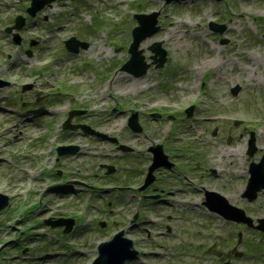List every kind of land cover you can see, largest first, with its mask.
Instances as JSON below:
<instances>
[{
  "label": "rangeland",
  "instance_id": "1",
  "mask_svg": "<svg viewBox=\"0 0 264 264\" xmlns=\"http://www.w3.org/2000/svg\"><path fill=\"white\" fill-rule=\"evenodd\" d=\"M30 2L0 0V77L10 82L0 87V264H89L120 229L138 250L124 264H264L254 227L264 188L243 196L250 162L264 154V0H51L34 15ZM151 11L159 29L139 43L150 66L134 76L121 68L134 14ZM17 14L23 26L7 32ZM71 36L86 47L70 51ZM73 109L85 111L69 123L116 140L64 128ZM134 112L139 132L128 126ZM68 144L77 150L57 153ZM157 144L172 168H155L139 190ZM205 190L253 226L210 210ZM59 218L74 220L70 231L50 223Z\"/></svg>",
  "mask_w": 264,
  "mask_h": 264
},
{
  "label": "water",
  "instance_id": "2",
  "mask_svg": "<svg viewBox=\"0 0 264 264\" xmlns=\"http://www.w3.org/2000/svg\"><path fill=\"white\" fill-rule=\"evenodd\" d=\"M51 0H31L30 5L27 7V11L30 15H34V13L42 8L46 2ZM171 1V0H166ZM157 11H151L150 13H136L134 17L137 19L138 24L135 25L132 29V41L129 44L128 51L130 53L129 58L122 64L121 68L123 70H127L131 72L134 76H140L146 73L150 63L145 60L144 55L142 53V49L139 48V43L144 38L152 35L159 29V25H157ZM24 17L18 14L15 17L14 24L12 26H7L6 31L10 32L12 28L20 29L24 24ZM209 25L213 27V29L217 28L218 30H222L225 28L224 24H218L214 21H210ZM13 41L15 43L20 42V35L18 32H13ZM36 42V41H35ZM34 41H31L33 44ZM66 47L72 51L77 52L79 49V45L86 47V43L79 41L75 38V36H71L70 38L65 40ZM156 54H158V58L154 60L157 62V66H162L166 59L165 50L161 47V42H153L150 47ZM29 52V50H28ZM10 82L0 77V87H3ZM238 89V85L235 86L233 92L236 93ZM193 110V105L186 108L187 115H191ZM35 112L42 111V109L33 110ZM85 110L81 109H73L68 112V117L63 123L64 128H81V130L85 133H91L102 139H109L115 141L114 137H109L105 133L94 129L88 124L85 123H69L71 116L82 113ZM156 115V113H153ZM239 121H236L238 123ZM128 126L134 132H139L141 130V125L138 122L137 113L134 112L130 115L128 119ZM254 134L251 132V136L248 140V150L247 153L251 156L256 150V146L254 144ZM122 148L128 149L127 146H122ZM77 150L76 145L68 144V145H59L57 147V153L62 155L65 153H73ZM150 150L153 151L152 154V162L148 167V171L144 180L143 185L139 187L142 190L147 184H149L153 178V170L160 166L170 167L172 162L168 159V155L164 153L162 145L157 144L155 146H151ZM107 167V172H112L114 167L112 165H105ZM250 176L247 182V186L245 192L243 193L248 200L255 199L257 196V192L264 188V155L260 159L259 162H251L249 166ZM8 203V197L5 194L0 193V209L4 207ZM205 204L208 206L210 210H214L224 216L226 219H232L235 221L245 222L248 225L252 226L251 217L246 215L243 209L233 206L229 203L227 198L216 191L206 190L205 192ZM136 216V215H135ZM259 223L256 225L257 228H260L264 231V218H259ZM53 225H64V231H70L74 220L72 218H59L50 222ZM104 224V222H101ZM138 255V250L134 248L133 240L124 234V229L118 230L113 236L105 241H102L97 246V256L89 263V264H124L126 261L136 257ZM223 264H232L231 261H225Z\"/></svg>",
  "mask_w": 264,
  "mask_h": 264
},
{
  "label": "flooded vegetation",
  "instance_id": "3",
  "mask_svg": "<svg viewBox=\"0 0 264 264\" xmlns=\"http://www.w3.org/2000/svg\"><path fill=\"white\" fill-rule=\"evenodd\" d=\"M171 162H172V161H171ZM251 162H255V161H251ZM251 162H250V163H251ZM172 165H173V162H172ZM172 165L169 167V169L172 168ZM211 172L214 173L213 171H211Z\"/></svg>",
  "mask_w": 264,
  "mask_h": 264
},
{
  "label": "bare ground",
  "instance_id": "4",
  "mask_svg": "<svg viewBox=\"0 0 264 264\" xmlns=\"http://www.w3.org/2000/svg\"><path fill=\"white\" fill-rule=\"evenodd\" d=\"M32 174V173H31Z\"/></svg>",
  "mask_w": 264,
  "mask_h": 264
}]
</instances>
